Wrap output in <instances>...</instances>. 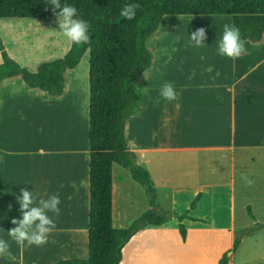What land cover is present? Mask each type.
Segmentation results:
<instances>
[{
    "label": "crops",
    "instance_id": "0c3cea01",
    "mask_svg": "<svg viewBox=\"0 0 264 264\" xmlns=\"http://www.w3.org/2000/svg\"><path fill=\"white\" fill-rule=\"evenodd\" d=\"M152 54L151 66L144 71L147 79L143 72L135 86L138 92L147 95L148 102L139 114L127 121L125 137L129 148L137 155V163L149 171L158 195L157 183L170 182V179L156 176L154 171L163 163L166 165L172 161H169V157L162 159L157 156L160 153L203 149L234 150L236 147L247 146L253 133L264 143V110L255 106L245 107L243 111L244 96L249 94H244L242 86L247 81L249 87L252 84L255 86L256 80L252 79V72L261 66L259 62L243 71L237 61H232L233 69H230L229 65L222 68L220 63H214L210 59L202 58L194 64H187L186 59L173 60L172 57L161 58L160 54ZM17 76L19 75L9 77L0 84V239L9 242L13 257H0V264H59L64 259L85 258L89 254L90 146L89 124L86 125L84 118L80 120L84 109L79 110V119L70 126L71 133L60 131L59 135H52L49 124L53 120L49 118V114L50 106L54 104L46 97L44 92L47 91L40 88L41 92L31 91L23 86L19 92L13 86ZM165 82L173 83L177 93L176 100L169 102L160 96V88ZM67 93L65 86L61 95L48 94L55 96L52 101L60 102L67 99ZM66 105L63 102L62 107ZM69 110L75 111L74 103ZM86 129L87 143L86 140L81 141L84 133L86 135ZM57 137L61 141H52ZM117 165L119 164L113 165V224L117 228H124L127 223L117 225V221H123V215L119 217L116 214L117 195L121 194L123 199L124 194L128 195L129 189L122 188L119 192V187L117 188L114 172ZM126 169L120 171L122 182H128V174H131ZM199 176L200 181L189 186L191 199L187 208L189 215L197 220L186 218L183 221L204 223L206 220L204 216L190 213V210L197 209L203 190L209 188L208 183L203 180V174L199 173ZM131 178L133 179L132 175ZM22 187L30 192L34 191L39 198L59 195L61 199L60 215L49 213L56 228L43 247L33 245L22 248L8 236L7 232L16 227L11 221L22 218L21 206L17 201ZM178 192L177 186L169 191L172 208H176ZM198 195L196 205L192 208L191 204ZM153 227L162 226L150 225L132 236L123 248L121 264H158L156 247L145 251L144 246H138V258L126 256V246L134 238H140L142 232ZM154 237L158 235L154 234ZM189 239L187 233L184 242L187 243ZM131 259H138V262L131 263ZM164 264L175 263L165 261Z\"/></svg>",
    "mask_w": 264,
    "mask_h": 264
},
{
    "label": "rangeland",
    "instance_id": "374dc122",
    "mask_svg": "<svg viewBox=\"0 0 264 264\" xmlns=\"http://www.w3.org/2000/svg\"><path fill=\"white\" fill-rule=\"evenodd\" d=\"M225 23L232 24L230 14H166L159 28L148 38L147 44L154 55L160 54L161 58L186 59L187 64H194L202 58L210 59L214 63H220L222 68L229 65L233 69L231 59L217 54L218 41ZM201 27L207 31L206 45L202 48L188 46L189 34ZM247 41L246 54L236 60L240 69L249 70L257 62L261 66L252 72V79L256 80L255 86L252 84L249 87V81L242 86L244 94H249L244 96L243 111L245 107L255 106L264 110V37L258 42ZM0 44L22 67L31 71H36L42 62L63 57L71 46L60 32L56 17L0 18ZM89 59L90 54L86 52L76 67L65 72L67 99L54 102L52 99L55 96L44 92L49 97V102L54 104L50 106L49 114V118L53 120L49 124L52 135L57 136L60 131L71 133L69 128L79 119L81 109L84 112L80 120L84 118L86 125L89 124ZM2 62L0 49V65ZM13 86L19 92L23 86L31 91H40L30 87L21 75L15 78ZM63 102L67 103L65 107H62ZM73 103L75 111L69 110ZM54 140L61 141L58 137L52 141ZM83 140L88 142L87 129L84 138L81 137V141ZM248 143L247 146L236 147L234 150L203 149L158 154L162 159L169 157V161L172 160L166 165L163 163L154 172L156 176L170 179V182L160 181L157 187L160 210H173V217L167 223L159 225L162 227H153L142 232L140 238H134L126 246V256L138 258V246H144L145 251L156 247L158 264H164L165 261L175 264H219L225 253L229 258L228 264H264V143L254 133ZM123 169L126 168L117 165V170L114 171L116 186L119 187V192L122 188H128L129 191L128 195H123V199L121 194L117 195L116 214L119 217L123 215V221H117V225L127 223L125 227H128L130 222L137 220L151 205L145 188L135 182L131 174H128V182L121 181L120 171H125ZM199 173L203 174V180L208 183L209 188L203 190L197 209L190 210V213L204 216L206 220L204 223L182 221L190 236L186 243L177 215L188 210L191 199L189 186L200 181ZM241 174H247L254 184L247 186L241 179ZM175 186L179 192L176 208H172L169 191ZM248 206L254 217L249 213ZM241 230L251 232L242 238L235 250L234 240ZM154 234L158 237H154ZM130 261L132 263L134 260ZM134 262H138V259Z\"/></svg>",
    "mask_w": 264,
    "mask_h": 264
},
{
    "label": "trees",
    "instance_id": "16d2710c",
    "mask_svg": "<svg viewBox=\"0 0 264 264\" xmlns=\"http://www.w3.org/2000/svg\"><path fill=\"white\" fill-rule=\"evenodd\" d=\"M138 3L135 19L120 15L125 4ZM78 10V18L90 28V42L71 44L61 58L42 62L36 71L22 67L0 44L3 80L22 75L32 87L52 95L65 89V72L76 67L89 52V146H90V210L89 254L59 261V264H121L123 248L140 229L163 225L172 211L160 210L157 188L149 171L137 163V155L125 137L127 121L139 114L148 97L136 89L139 76L152 63L148 38L159 28L166 14H230L232 25L240 29L242 38L253 42L264 37V0H61ZM47 9V10H46ZM52 7L47 0H0V18H51ZM264 141V138H263ZM1 159V153H0ZM127 168L135 181L146 190L151 208L130 226L113 224V165ZM199 195L192 202L194 208ZM249 213L254 217L251 207ZM183 239L187 229L182 222L189 211L177 215ZM251 230H241L235 237L236 250ZM225 253L219 264H228Z\"/></svg>",
    "mask_w": 264,
    "mask_h": 264
},
{
    "label": "clouds",
    "instance_id": "9594fccd",
    "mask_svg": "<svg viewBox=\"0 0 264 264\" xmlns=\"http://www.w3.org/2000/svg\"><path fill=\"white\" fill-rule=\"evenodd\" d=\"M47 4L52 7L58 28L70 44L83 45L90 42V26L85 20L78 18L76 7L68 4L62 5L61 0H47ZM139 7L138 3L125 4L120 15L131 21L135 19ZM206 33V29L201 27L189 34L188 46L204 47L207 40ZM248 43L245 38H242L238 27L225 23L222 36L218 41L217 54L236 61L246 54ZM144 75L147 79L146 72ZM160 96L169 102L177 99V93L172 82H165L161 86ZM241 179L249 187L254 184V181L249 179L247 174H241ZM17 201L21 206L22 218L11 221L16 227L7 232L8 236L22 248L33 245L43 247L48 243L49 235L56 228V224L49 213L59 216L61 212L59 195H51L47 199L39 198L34 191L30 192L27 188L22 187L20 195L17 196ZM0 257L13 258L10 244L5 239H0Z\"/></svg>",
    "mask_w": 264,
    "mask_h": 264
}]
</instances>
